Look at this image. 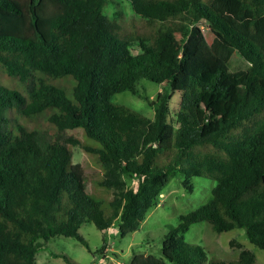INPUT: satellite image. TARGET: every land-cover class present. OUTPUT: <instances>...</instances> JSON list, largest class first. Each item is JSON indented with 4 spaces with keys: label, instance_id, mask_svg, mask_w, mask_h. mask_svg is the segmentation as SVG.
<instances>
[{
    "label": "trees",
    "instance_id": "16d2710c",
    "mask_svg": "<svg viewBox=\"0 0 264 264\" xmlns=\"http://www.w3.org/2000/svg\"><path fill=\"white\" fill-rule=\"evenodd\" d=\"M105 2L0 0V64L25 84L0 85V264H36L55 236L88 246L83 222L136 230L177 174L214 180L211 196L169 225L160 256L132 252L125 264H255L248 248L208 257L182 233L199 221L239 227L264 249V0H129L149 27L134 31ZM233 51L248 67H226ZM62 76L70 85L52 83ZM147 81L163 85L153 99L139 90ZM126 89L152 115L111 100Z\"/></svg>",
    "mask_w": 264,
    "mask_h": 264
},
{
    "label": "rangeland",
    "instance_id": "374dc122",
    "mask_svg": "<svg viewBox=\"0 0 264 264\" xmlns=\"http://www.w3.org/2000/svg\"><path fill=\"white\" fill-rule=\"evenodd\" d=\"M102 11L107 15H113L115 11L120 12L121 16L118 21L126 30L149 29L148 26L142 27L144 21L134 13L129 0H106ZM201 26L209 40L210 33L206 25L201 24ZM130 47L134 53L139 51L137 42H133ZM248 65L249 62L237 51H233L226 62V67L229 70L246 68ZM67 79H69L68 76H62L52 80V83L70 85L71 82H67ZM147 83L144 84V88L140 86L139 90L147 95L148 99H153L156 93L162 91L163 85H157L150 81ZM0 85L25 91V84L17 76L6 74L1 64ZM111 100L141 110L148 116L153 112L152 107L147 105L143 98L136 97L127 89L113 94ZM177 102L178 95L174 93L170 98L169 107L174 109ZM10 112L7 110L6 115H9ZM18 119L24 121L21 117ZM29 123L34 124L32 121ZM75 132L79 134V137L84 138L80 130L77 129ZM73 160L82 162L88 173L94 177L101 173V168L95 159L84 153L79 147L74 148ZM184 177L192 184L191 189L183 185ZM214 183V180L207 177L174 175L162 188L157 203L148 210L136 230L120 236L118 220L102 230L90 221L83 222L79 227V233L87 241L88 246L79 242L75 237L55 236L49 239L44 248L37 251L35 254L36 264H68L62 256L58 255L60 252L67 255L75 264H106L109 261L125 264L130 259L132 252H146L160 256L161 240L168 233L169 225L176 224L181 213L194 209L205 202L211 196V187ZM182 238L183 242L201 245L208 257L211 255L233 257L235 249L245 247L255 254V264H264V249L250 242L243 228L234 227L216 233L210 229L206 221H199L190 224L187 230L182 233ZM102 246V252L98 253L97 250H100ZM202 264H206V262L202 261Z\"/></svg>",
    "mask_w": 264,
    "mask_h": 264
}]
</instances>
